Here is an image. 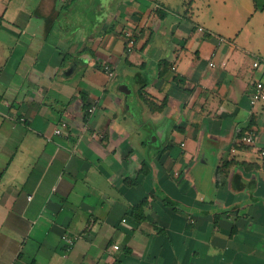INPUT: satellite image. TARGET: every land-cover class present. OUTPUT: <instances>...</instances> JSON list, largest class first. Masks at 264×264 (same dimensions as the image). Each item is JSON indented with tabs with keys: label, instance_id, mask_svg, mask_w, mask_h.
Returning <instances> with one entry per match:
<instances>
[{
	"label": "crops",
	"instance_id": "obj_1",
	"mask_svg": "<svg viewBox=\"0 0 264 264\" xmlns=\"http://www.w3.org/2000/svg\"><path fill=\"white\" fill-rule=\"evenodd\" d=\"M72 2L0 0V264H264V9Z\"/></svg>",
	"mask_w": 264,
	"mask_h": 264
},
{
	"label": "rangeland",
	"instance_id": "obj_2",
	"mask_svg": "<svg viewBox=\"0 0 264 264\" xmlns=\"http://www.w3.org/2000/svg\"><path fill=\"white\" fill-rule=\"evenodd\" d=\"M72 4L67 9L59 10L60 18L56 22L59 24L65 22L67 16H73L80 24L86 28L103 19L106 16V6L110 0H72ZM212 3V7L218 14L226 18L228 24L241 26L245 23L248 14L251 13L253 5L258 9H264V0H204ZM200 6V5H199ZM195 10V9H194ZM99 16V17H97ZM61 28V27H60Z\"/></svg>",
	"mask_w": 264,
	"mask_h": 264
},
{
	"label": "built area",
	"instance_id": "obj_3",
	"mask_svg": "<svg viewBox=\"0 0 264 264\" xmlns=\"http://www.w3.org/2000/svg\"><path fill=\"white\" fill-rule=\"evenodd\" d=\"M124 38L126 40V47H125L126 52L127 53L133 52V50L135 48V43H136L135 39L129 33H125ZM210 66L212 67L213 64H210ZM255 66H256V64H255ZM103 71L109 78H112L114 76L113 70L107 65L103 66ZM257 93L260 97V100L262 102H264V93L261 92L260 90H257ZM250 103L253 105L255 102L251 101ZM3 104L6 106H9V103L6 101L3 102ZM0 106H1V102H0ZM20 121L23 122L24 119L21 118ZM66 129H67V124L65 122H61L59 125H57L54 128L53 135L59 136V137H65L66 136V133H65ZM256 140H257V134H256L255 130H253V129H249L247 132H245L240 139V141L243 145L253 148L256 152L260 153V155L262 157H264V151H261V150L256 148ZM61 241L65 244V246L68 250L73 246L74 242L76 241V237H70L67 235H63L61 237ZM114 249L117 250V246H114Z\"/></svg>",
	"mask_w": 264,
	"mask_h": 264
},
{
	"label": "trees",
	"instance_id": "obj_4",
	"mask_svg": "<svg viewBox=\"0 0 264 264\" xmlns=\"http://www.w3.org/2000/svg\"><path fill=\"white\" fill-rule=\"evenodd\" d=\"M241 136H242V133H241ZM137 209H135V210H133V214L135 215V213L136 212H139L140 210H141V207H136ZM140 213V212H139ZM136 218H138L137 220H142V216H138V217H136Z\"/></svg>",
	"mask_w": 264,
	"mask_h": 264
}]
</instances>
